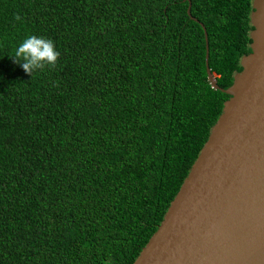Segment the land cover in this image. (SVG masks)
I'll return each instance as SVG.
<instances>
[{
  "label": "trees",
  "instance_id": "16d2710c",
  "mask_svg": "<svg viewBox=\"0 0 264 264\" xmlns=\"http://www.w3.org/2000/svg\"><path fill=\"white\" fill-rule=\"evenodd\" d=\"M251 2L0 0V264L134 261L229 96L200 22L226 88ZM30 34L59 52L31 75Z\"/></svg>",
  "mask_w": 264,
  "mask_h": 264
},
{
  "label": "water",
  "instance_id": "95a60500",
  "mask_svg": "<svg viewBox=\"0 0 264 264\" xmlns=\"http://www.w3.org/2000/svg\"><path fill=\"white\" fill-rule=\"evenodd\" d=\"M251 6L250 51L226 88L209 68L200 22L208 81L229 96L131 264H264V0Z\"/></svg>",
  "mask_w": 264,
  "mask_h": 264
},
{
  "label": "clouds",
  "instance_id": "9594fccd",
  "mask_svg": "<svg viewBox=\"0 0 264 264\" xmlns=\"http://www.w3.org/2000/svg\"><path fill=\"white\" fill-rule=\"evenodd\" d=\"M58 56L53 41L30 34L17 45L11 59L31 75L38 69L55 65Z\"/></svg>",
  "mask_w": 264,
  "mask_h": 264
}]
</instances>
